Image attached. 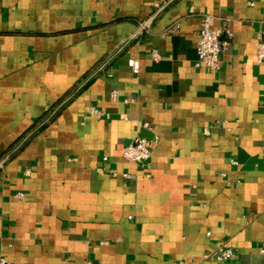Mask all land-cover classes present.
Returning <instances> with one entry per match:
<instances>
[{
  "label": "crops",
  "instance_id": "crops-1",
  "mask_svg": "<svg viewBox=\"0 0 264 264\" xmlns=\"http://www.w3.org/2000/svg\"><path fill=\"white\" fill-rule=\"evenodd\" d=\"M156 1L0 0V258L264 264V0ZM204 14L217 71L194 65Z\"/></svg>",
  "mask_w": 264,
  "mask_h": 264
},
{
  "label": "built area",
  "instance_id": "built-area-1",
  "mask_svg": "<svg viewBox=\"0 0 264 264\" xmlns=\"http://www.w3.org/2000/svg\"><path fill=\"white\" fill-rule=\"evenodd\" d=\"M165 0H157L154 4L155 9H158ZM253 5V1H251ZM190 12H193V9L190 8ZM214 17L212 15L204 14L202 15L200 30H199V39L196 46V55L197 59L195 61L196 67H205L213 71L220 69L221 56H222V42L219 40V35L221 29L214 27ZM154 59H158V55L153 53ZM256 61L258 63H264V20L261 22V30L257 35V46H256ZM133 73L137 74L139 71V63L137 60L130 59L128 61ZM113 96H116V93L113 92ZM93 114H96L97 117H101L102 113L96 110L95 108L91 109ZM105 117L108 118L109 114H105ZM208 129H204V133L208 134ZM122 157L128 161L135 164L145 165L149 167V159L151 157V141L146 138L136 137L130 144L123 147ZM103 160H107V157L104 156ZM113 176L117 174L112 173ZM124 178H129L128 173L122 175ZM17 197L22 198V193H17ZM259 252L264 254V242L259 247ZM235 252L232 248L228 246H219L213 253L214 261L218 263H227L234 259ZM0 264H13L10 261L0 258Z\"/></svg>",
  "mask_w": 264,
  "mask_h": 264
},
{
  "label": "trees",
  "instance_id": "trees-1",
  "mask_svg": "<svg viewBox=\"0 0 264 264\" xmlns=\"http://www.w3.org/2000/svg\"><path fill=\"white\" fill-rule=\"evenodd\" d=\"M61 102H62V100H59L57 103H55L54 106H52L51 108H49L48 111H47L46 113H44V115L41 117V121H42V120L49 119V120H48V122H49L50 120H52L53 117H54V113H53V111H55V108L58 107V106L61 104ZM39 121H40V120H39ZM42 127H43V124H42V126H41L40 128H42ZM36 132H37V130H33V129H32L31 131H29V133H26V134L22 137V139H25L24 142H26L27 139H28L29 137L35 135Z\"/></svg>",
  "mask_w": 264,
  "mask_h": 264
},
{
  "label": "water",
  "instance_id": "water-1",
  "mask_svg": "<svg viewBox=\"0 0 264 264\" xmlns=\"http://www.w3.org/2000/svg\"><path fill=\"white\" fill-rule=\"evenodd\" d=\"M152 19H153V18H150V19H148L147 21H145V22L143 23V25L139 28V32H142L145 28H147V27L150 25V23L152 22ZM139 32H138V33H139ZM5 161H6L5 159L2 160V161H0V166H2V165L4 164Z\"/></svg>",
  "mask_w": 264,
  "mask_h": 264
},
{
  "label": "rangeland",
  "instance_id": "rangeland-1",
  "mask_svg": "<svg viewBox=\"0 0 264 264\" xmlns=\"http://www.w3.org/2000/svg\"><path fill=\"white\" fill-rule=\"evenodd\" d=\"M24 141H25V139H24Z\"/></svg>",
  "mask_w": 264,
  "mask_h": 264
}]
</instances>
